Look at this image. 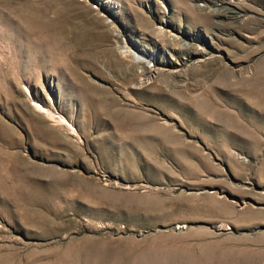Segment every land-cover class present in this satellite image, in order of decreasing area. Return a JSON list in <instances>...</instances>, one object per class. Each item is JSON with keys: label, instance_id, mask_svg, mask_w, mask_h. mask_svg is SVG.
<instances>
[{"label": "rangeland", "instance_id": "rangeland-1", "mask_svg": "<svg viewBox=\"0 0 264 264\" xmlns=\"http://www.w3.org/2000/svg\"><path fill=\"white\" fill-rule=\"evenodd\" d=\"M0 32V264H264V0H0Z\"/></svg>", "mask_w": 264, "mask_h": 264}, {"label": "bare ground", "instance_id": "bare-ground-1", "mask_svg": "<svg viewBox=\"0 0 264 264\" xmlns=\"http://www.w3.org/2000/svg\"><path fill=\"white\" fill-rule=\"evenodd\" d=\"M37 17V16H36ZM36 17H33V18H30V17H26V19H25V22H26V24L29 22L31 25H33V28H35L36 26H37V24H38V19H36ZM2 28V27H1ZM4 29V28H3ZM2 30V29H1ZM3 32V31H2ZM5 32V31H4ZM7 32H9V31H7ZM1 33V32H0ZM12 33V32H11ZM2 34V33H1ZM2 35H4V34H2ZM2 35H0V36H2ZM7 35H9V34H7ZM11 35V34H10ZM3 37V36H2ZM55 37V36H54ZM56 39V38H55ZM10 40H11V38H10ZM9 40V41H10ZM14 40V39H13ZM60 40V39H59ZM7 42V41H6ZM34 42V41H33ZM19 43V42H18ZM10 45H11V43H9ZM15 44H16V46H17V42L16 43H14L13 44V47L15 46ZM20 44V43H19ZM33 46V45H32ZM127 46V45H126ZM125 46V50H124V54H125V57H126V59L128 60L129 59V61L130 62H132L133 64H136V65H138L139 66V68L141 69V81H142V83H145L146 81H148V80H150V79H152V77H153V75H154V73L156 72V73H158V69H159V67H157L156 65H155V67H153V65H150V62L152 61V60H149V57H150V55H148V54H146V53H140L138 50H136V49H134V48H132V47H130V46H127L126 47ZM13 47H11V48H13ZM14 49V48H13ZM18 49V48H17ZM15 52V51H14ZM20 53V52H19ZM30 59V58H29ZM31 62V61H30ZM133 66V65H132ZM140 81V82H141ZM144 85V84H143ZM30 94V93H29ZM36 102V101H35ZM37 106H38V108L39 109H41V111H43V112H45V111H47L46 112V114L47 113H49L48 115L49 116H51V117H55V115H54V113H53V111H51L48 107H45V106H42V105H40V104H38L37 102L35 103ZM112 113V112H111ZM136 114V113H135ZM127 115H128V113H127ZM114 116V115H113ZM132 116V115H131ZM129 117V116H128ZM132 118H133V116H132ZM136 119V118H135ZM134 118L132 119V120H135ZM138 119V118H137ZM148 118H146V120H147ZM140 120V119H139ZM138 120V121H139ZM150 120V119H149ZM61 121H66L67 122V120L65 119V118H63ZM140 124V123H139ZM138 124V125H139ZM149 124V123H148ZM75 131H77L76 130V128L74 127V126H72L71 124H69ZM136 125V124H135ZM154 128H159L158 126H153ZM154 130V129H153ZM167 138V137H166ZM11 169H13V170H17V172H19L20 170H25L26 172L28 171V170H30L31 171V169H32V166H30V164L28 163V161H26L25 159H18V161L16 160V162L14 163V164H12L11 166H9ZM24 172V171H23ZM25 173V172H24ZM19 175V174H18ZM17 179V178H16ZM23 189V188H22ZM18 191H19V188H18ZM21 192H23L22 190H21ZM214 259V258H213ZM254 260H256L255 258H254ZM220 261H221V259H220ZM244 261V260H243ZM215 262V261H214ZM222 262V261H221ZM226 262V261H225ZM228 262V261H227ZM232 262H234V261H232L231 260V263ZM228 263H230V262H228ZM230 263V264H231ZM222 264H225L224 262L222 263ZM227 264V263H226Z\"/></svg>", "mask_w": 264, "mask_h": 264}]
</instances>
